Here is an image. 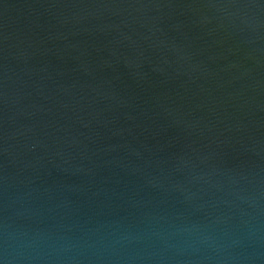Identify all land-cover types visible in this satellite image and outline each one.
I'll use <instances>...</instances> for the list:
<instances>
[{"label": "water", "instance_id": "obj_1", "mask_svg": "<svg viewBox=\"0 0 264 264\" xmlns=\"http://www.w3.org/2000/svg\"><path fill=\"white\" fill-rule=\"evenodd\" d=\"M0 264H264V0H0Z\"/></svg>", "mask_w": 264, "mask_h": 264}]
</instances>
